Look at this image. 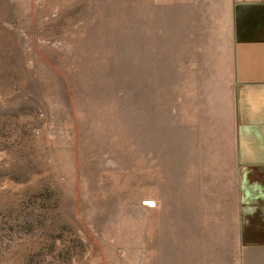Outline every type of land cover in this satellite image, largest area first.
<instances>
[{
  "label": "rangeland",
  "instance_id": "rangeland-1",
  "mask_svg": "<svg viewBox=\"0 0 264 264\" xmlns=\"http://www.w3.org/2000/svg\"><path fill=\"white\" fill-rule=\"evenodd\" d=\"M167 7L0 0V264H202L239 188L231 70Z\"/></svg>",
  "mask_w": 264,
  "mask_h": 264
},
{
  "label": "crops",
  "instance_id": "crops-1",
  "mask_svg": "<svg viewBox=\"0 0 264 264\" xmlns=\"http://www.w3.org/2000/svg\"><path fill=\"white\" fill-rule=\"evenodd\" d=\"M166 12L171 46L191 39L231 70L239 188L212 196L201 262L264 264V0H168Z\"/></svg>",
  "mask_w": 264,
  "mask_h": 264
}]
</instances>
